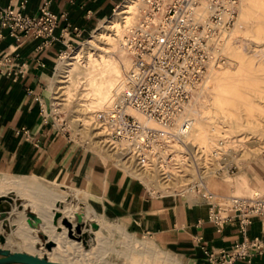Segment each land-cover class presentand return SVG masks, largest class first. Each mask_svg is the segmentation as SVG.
<instances>
[{
	"label": "crops",
	"instance_id": "0c3cea01",
	"mask_svg": "<svg viewBox=\"0 0 264 264\" xmlns=\"http://www.w3.org/2000/svg\"><path fill=\"white\" fill-rule=\"evenodd\" d=\"M123 1L50 0L49 10L58 15V22L48 42L32 36H23L18 41L6 29L2 30L0 55L11 52L17 73L9 76L0 72V174L35 177L41 181L39 198L54 203L55 207L54 212L47 214L35 212L43 223L60 229L58 233L51 232L43 229L41 224L42 228L31 227L30 230L42 229L52 242H57L63 234L59 249L65 255L57 261L70 264L76 257L74 244L80 242L79 237L67 228L70 223H61L67 220L64 212L70 213L71 209L76 210L83 203L95 211L96 217L99 215L117 222L114 227L119 232L148 236L150 239L147 240L162 251L158 256L169 259L168 264H209L206 250L230 249L242 239L239 217L227 219L222 230L217 231L209 218L210 205L202 193L194 196L184 194L187 191L151 193L137 177L113 165L108 166L101 153L97 152L102 159L92 152L93 149L90 151L76 143L57 126L51 115L50 84L61 51L67 49V42L75 45L89 36ZM43 2L0 0V5L18 6L23 14L35 15ZM63 28L68 31L65 36H61ZM258 178L264 193V169ZM59 186L64 188L58 191ZM57 192L65 194V202L61 203L53 196ZM250 219L251 223L246 226L247 237L257 236L264 241V217L253 214ZM12 222V217H9L0 223V235L4 232L5 223L11 225ZM30 236L33 242L35 236ZM96 239L94 228L88 248L81 245L82 259L90 264V253ZM66 243L72 244L69 250L63 248ZM8 246L37 256L41 254V250L35 253L20 246ZM237 263L264 264V253H256L250 262L238 260Z\"/></svg>",
	"mask_w": 264,
	"mask_h": 264
},
{
	"label": "rangeland",
	"instance_id": "374dc122",
	"mask_svg": "<svg viewBox=\"0 0 264 264\" xmlns=\"http://www.w3.org/2000/svg\"><path fill=\"white\" fill-rule=\"evenodd\" d=\"M125 1L126 0L118 7L124 5ZM241 1L244 2L247 7L244 9L242 21L238 23L236 27L237 33L235 43L238 47L233 44L229 45L227 49L223 51V61L217 62L223 66L225 62L230 61L231 68L235 71L232 70L233 73L229 80L220 79L217 81L219 86L217 91L206 89L203 83L199 88V90L203 89V96L207 101V110H205L209 117L205 118V121L209 126L208 134L196 135V132L193 131V126L191 127L190 124L188 133L183 137V143L181 145L178 144L175 149V157L178 159L182 158V155H184L187 149H198L199 153L195 154V158L199 163L203 162V157H205V159H208V157L211 158L210 155L214 150L219 151L220 147L225 150L226 157H229L232 161L226 171H217V164H220L217 157L215 162L214 160L212 161L214 168L207 171L204 177L207 188L218 195L240 194L242 196H249L246 194H252L254 190L263 193L259 186L261 180L258 176L262 174L264 169V0H240V3ZM117 8L111 15L104 19L100 23L101 26L99 25L89 36L66 49L68 52L66 55L73 56L81 50L85 52V48L88 47V42L91 40L94 41L95 37L100 33H107V35L111 34V31H107L106 28L110 24V19L114 17ZM239 8L240 7H238V10ZM238 13L235 19L236 22ZM102 40L104 41L98 42L101 50L90 51V59L87 57L88 55L86 53H80V58L77 59L78 68L74 69L70 76L67 75L69 74L68 70H70L72 66L66 65L67 59H64V56L58 59L55 75L50 84L53 110L51 115L57 126L70 135L76 143L90 151L93 149L92 152L96 155H98L97 152L101 153L108 166L113 165L118 167L126 173L137 177L148 187L155 188L160 186L158 189L162 190L163 187L158 181L159 175L157 170L150 171L151 177L143 176L138 171H134L131 165L128 166L125 162L118 160L117 157L112 154L113 150L107 149L99 143L102 138L99 136L100 134L96 135V133L99 132L96 129L93 118L94 113L101 107L96 104V98L93 96L94 93L88 83L89 75L87 76V67L93 68L98 65L101 56L118 59L123 55L131 60L130 56L122 48V45L118 43L115 38L109 37ZM239 66L241 67L240 69ZM209 70L210 66L208 72ZM123 74L125 73L122 71L116 73L119 79ZM117 83L112 90L115 89ZM62 86H67V88H62L56 94L58 88ZM63 92L69 94L65 95V97L64 95L61 96V98H65V100L60 101L55 99L56 96ZM196 97L197 94L192 107L195 105ZM55 101L59 103L54 104ZM253 139H258L263 145L257 151L250 152L247 142ZM200 154L202 156H200ZM215 156H218V153ZM182 174L185 175L180 177L184 178L183 182L179 181L178 179L180 178L176 176L172 186H170L167 191L162 190L165 193L156 191L153 194H166L186 190L192 185V180L195 181L199 178L198 172L190 165H187L186 169L182 171ZM40 186L41 181L35 177L19 176L8 173L0 174V195L8 194L15 198L17 197L19 198V200H17L18 202L23 201L24 206L29 205L32 210L34 209V211L36 210L37 212H42L44 214H47L49 211L54 212V203L39 198L38 192L40 191ZM61 188L64 187L59 186L58 191H60ZM184 194L194 196L196 192L191 189ZM64 195L65 194L61 192L53 194L61 203L66 201ZM29 206L23 208V210L26 211L30 208ZM79 206L80 207H77V209L82 213V222L88 221L91 225L93 223V229L95 228V232L97 233V239L95 243H93V248L90 253L92 256L91 264H168L169 259H163L158 256L162 251L147 240L150 239L148 236L137 237L124 231L127 234L125 235L114 227L117 226L115 224L117 222L106 219L105 217L104 219L99 215L96 217L95 211L89 205L80 203ZM74 211L75 210L71 209L70 213L64 212L68 223H70L67 227L69 230H71V225L75 222L73 221ZM15 213L16 212L13 211L12 216ZM13 220L14 221L9 227L7 244L20 246L35 253L39 252L34 249L35 244H38L41 250L40 256L46 254L55 260L65 255L64 252L59 249L61 248L60 244L62 243L60 239H62L61 236H63V234L60 235V238H57V242H52L50 237L42 229L35 231L33 242L30 236L33 232L30 230L31 227L39 226V228L43 227L45 230L58 233V229H60L59 226H52L44 222L41 227V224H34L27 218L24 212H20L19 216L17 218L15 217ZM7 222H10V219L7 220ZM21 229H23V233ZM69 230H66L68 234ZM4 233H7L6 228L4 229ZM76 237H79L77 239L80 241V236ZM91 239L92 237H90L88 242H90ZM17 241L19 242L18 244L16 243ZM50 242H52L51 246L47 247V244ZM80 243L81 242H75L74 244V250H77L76 253L80 256L75 254L76 257L72 262L76 261L77 264H84L85 261L82 260L84 252H81ZM70 246H72L71 243H66L63 245V248L69 250ZM9 247L13 248L12 246ZM85 263L90 264L89 262Z\"/></svg>",
	"mask_w": 264,
	"mask_h": 264
},
{
	"label": "built area",
	"instance_id": "2783aa9c",
	"mask_svg": "<svg viewBox=\"0 0 264 264\" xmlns=\"http://www.w3.org/2000/svg\"><path fill=\"white\" fill-rule=\"evenodd\" d=\"M49 3L44 0L35 15L23 14L18 6L0 5V38L6 29L18 41L32 36L48 42L58 22ZM237 5L238 0H144L137 19L128 25L124 35L132 64L123 87L114 91L95 113L94 123L101 138L134 155L140 163L173 159L172 145L183 143L173 127L204 78L213 57L214 41L234 24ZM67 34L63 28L61 36ZM66 45L67 49L71 47L69 42ZM15 66L10 51L0 55V72L14 75ZM132 110L143 113L155 126L140 120ZM192 189L202 193L210 205L209 218L217 231L222 230L227 219L239 217L242 239L230 249L206 250L209 264L250 262L256 253H264V241L246 235L250 215L264 217V193L224 196L198 182Z\"/></svg>",
	"mask_w": 264,
	"mask_h": 264
},
{
	"label": "bare ground",
	"instance_id": "6f19581e",
	"mask_svg": "<svg viewBox=\"0 0 264 264\" xmlns=\"http://www.w3.org/2000/svg\"><path fill=\"white\" fill-rule=\"evenodd\" d=\"M239 3H240V0H239ZM239 3H238V7H240L239 10L237 7V13L239 11L237 22L235 20L233 26L227 30H224L222 35L214 41L213 51H212L213 57L209 61L208 66H207V71L204 75V78H205V76H206V78H205V80L203 78L201 83L198 85L197 89H195V91L193 92V94L191 96L190 101L188 102V104L185 107L184 114L177 119V121L173 127V131H175L176 133L179 134L180 138L182 139L181 140L182 142L184 140L183 137L188 133V130L190 128V124H191V127L193 126V131L196 132V135L199 136V135L208 134L209 126L205 121V118L209 117L207 115V111H206L207 110L206 109V107H207L206 102L207 101L204 99L203 91H202L203 89L199 90L202 83L206 89L211 90V91H217L219 89L217 81L220 79L229 80L232 76V73H233L232 70L233 69L231 68V62L230 61L225 62V64L223 66H221L222 64L220 65L218 63L223 61V59H224L223 51L226 50L229 45L233 44L236 47H238L237 44L235 43L236 33H237L236 27H237L238 23H240L242 21L244 9L247 7L246 4H244V2L241 1V3L240 4ZM143 5H144V0H126L124 5L117 8V10L114 14V17L112 19H110V24L106 28L107 31H111V34L108 33L109 35H107V33H100L99 35H97L95 37L94 41L91 40L88 42V47L85 48V52H84V50H81L76 55L70 56V55H66V54H68V52L65 51V53L63 55H61V57L64 56L65 57L64 59H67L66 65L72 66V68L70 70H68L69 74L67 76H70L72 74L73 70L78 68L77 67V59L80 58V53L81 52H83L84 54L86 53L88 55L87 57H89V56H91L90 51L101 50V47L98 44V42L104 41V40H102L104 38H109V37L115 38L116 41L118 43H120L122 45V48L126 51V48L124 46V35L127 32L128 25L133 23L137 19L139 12H140V9ZM89 45H90V47H89ZM126 53H127V51H126ZM99 56H101V55H99ZM89 59H90V57H89ZM131 64H132L131 60L129 58L123 56V55L121 57H119L118 59L117 58H106V57L101 56V59L98 62V65H96L93 68H89V66L87 67V70H88L87 76L89 75L88 76V83L91 86V89L94 93L93 96H95L96 104L98 106L102 107V105L112 96L114 91H117L123 87V81H124L125 76L127 74L126 72L128 71ZM209 66H210V70L208 72ZM240 66H239V69L241 68ZM237 69H238V67H237ZM84 70H85V68H84ZM119 71H122L123 73H125L122 75V77H120V79L116 75V73H118ZM233 71H235V70H233ZM207 72H208V74H207ZM116 83H117V85H116L115 89L112 90ZM62 88H67V86L59 87L56 94ZM111 91H112V93H111ZM88 93H89V91H88ZM196 94H197L196 102H195V105L192 107ZM63 95L65 97V95H69V94H65V92H63L62 94L56 96L55 99L60 100V101L65 100V98H61V96H63ZM58 103L59 102H56V101L54 102V104H58ZM95 113H94L93 122L95 119ZM132 113L136 117H138L140 120H143V121L147 122L148 124L155 126V123L152 120L147 119V117L143 113L135 111V110H132ZM95 126H96V124H95ZM99 134L100 133H96V135H99ZM99 143L101 145H103V147H106L107 149L113 150L112 154L115 155V157H117L118 160L125 162L128 166L131 165L132 166L131 168L134 169V171L135 170L138 171L143 176L145 175L147 177H151L150 171L157 170L158 171L157 173L159 175L158 181L160 182V184L163 187L162 190H165V191H167V189L170 186H172V183L174 182L173 180L176 178V176H178V178H180L181 176H185L184 174H182V171H184L186 169L187 165H190L191 167H193L198 172L199 178H198V180H195V181L192 180V182H191L192 185H190L186 190H181V191H190L192 189V186L196 182L207 185L204 177L206 176L207 171H209L210 169L212 170L214 168V164L212 161L214 160V162H215L217 160V157L220 161V164L219 163L217 164L218 165L217 171H219V170L226 171V169L232 163V161L229 159V157H226L225 150L222 149L221 147L219 148V151L216 150L215 152H213L210 155L211 158L208 157V159H205V157H203V162L199 163L198 160L195 158V154L199 153L198 149H194V150L191 148L187 149L188 151L184 152V155H182V158H179V159L176 158L175 157L176 156L175 149H176L178 144L181 145L182 143L175 142L172 145V150L174 152L173 159H171L169 162H165V163L148 164V163H140L139 161L136 160L134 155L120 150L119 147L117 148V147L111 146L109 143L106 142L105 139H102L101 141H99ZM247 144L249 145V146L248 145L247 146H248V149L250 152L257 151L263 145V143L261 141H259L258 139L250 140L247 142ZM217 153H218V156H215V155H217ZM200 156H202V155L200 154ZM200 174H201V176H200ZM178 180L183 182L184 178L182 177ZM153 187H155V186H153ZM159 187L160 186L155 187V188L148 187V189L151 190V193H154L156 191L163 192L161 189H158ZM257 193H261V192L255 191L252 194H248V195L252 196V195L257 194ZM228 195H240V194H225L224 196H228ZM240 196H242V195H240ZM0 197H2L1 202H6L9 204V208L5 209V212H4L5 214L3 216H1L2 212L0 211V223L9 217H12L13 219L15 217L17 218L19 216L20 212H24L26 214V217L29 218L34 224H42L43 223L42 218L34 211V209L32 210V208L29 205L24 206L23 201H20V202L17 201V200H19V198H17V197L15 198L12 195H8V194H1ZM8 198H10L11 200L9 201ZM27 206H29L30 208L27 209L26 211H24L23 208H25ZM13 211H15L16 213L13 214V216H12ZM32 214L34 216L38 217L39 221H36L34 219V217L32 216ZM73 221H75L71 225V230L73 231V235L80 236L81 245L83 246V248H88V241H89L90 237L94 236L93 226L88 221L85 223L82 222V213L79 211V209L74 211V220ZM67 223H68L67 220H64V222H62L61 224L67 225ZM9 226H10L9 223L8 224L5 223L4 227L7 229V233H4V232L1 233L0 236H3L4 242L3 243L0 242V247L7 248L10 251L26 252L22 249H15V248H11L8 246V244H7L8 238L7 237L9 235L8 231L10 230ZM31 231H33L31 235L35 236V230L31 229ZM40 235H42V234L40 233ZM40 235H39V237H40ZM42 237H43V235H42ZM16 243L18 244L19 242L17 241ZM34 249L36 251H39L40 250L39 245L35 244ZM26 253L34 255L30 252H26ZM76 254H78V253H76ZM34 256H37V255H34ZM78 256H80V255L78 254ZM37 257H44V258L48 259L49 261L65 263V261L62 262V261L52 260L46 254H42L41 256H37ZM82 260H84V259H82ZM65 264H69V263H65ZM70 264H77V262L71 261ZM84 264H86V263L84 262Z\"/></svg>",
	"mask_w": 264,
	"mask_h": 264
},
{
	"label": "water",
	"instance_id": "95a60500",
	"mask_svg": "<svg viewBox=\"0 0 264 264\" xmlns=\"http://www.w3.org/2000/svg\"><path fill=\"white\" fill-rule=\"evenodd\" d=\"M2 197H0V211L1 216H3L5 213V209L9 208V204L6 202H1ZM10 201L11 199L8 198ZM6 208H5V207ZM34 219L36 221H39V218L34 216ZM0 242H4L3 236H0ZM52 242L47 244V247H50ZM11 263H23V264H65V263H60V262H55V261H49L48 259L44 257H37L34 255H31L26 252L22 251H10L7 248L0 247V264H11Z\"/></svg>",
	"mask_w": 264,
	"mask_h": 264
}]
</instances>
